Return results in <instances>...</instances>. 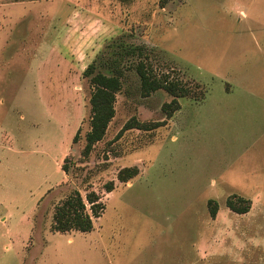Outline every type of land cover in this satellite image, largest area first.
Here are the masks:
<instances>
[{
  "label": "rangeland",
  "instance_id": "rangeland-1",
  "mask_svg": "<svg viewBox=\"0 0 264 264\" xmlns=\"http://www.w3.org/2000/svg\"><path fill=\"white\" fill-rule=\"evenodd\" d=\"M0 40V264H264V0H0ZM139 61L186 88L172 117ZM94 62L123 88L84 157ZM74 190L106 208L90 233L53 232Z\"/></svg>",
  "mask_w": 264,
  "mask_h": 264
},
{
  "label": "trees",
  "instance_id": "trees-1",
  "mask_svg": "<svg viewBox=\"0 0 264 264\" xmlns=\"http://www.w3.org/2000/svg\"><path fill=\"white\" fill-rule=\"evenodd\" d=\"M142 48L137 46L125 47L120 57L125 56H143ZM121 61V59H120ZM119 63V60H113L112 65ZM135 69L141 80V92L144 97H149L153 93L164 90L173 97L171 103L164 106V110L168 112V116L172 117L173 113L180 109L179 98L187 96L186 88L179 85L177 82L169 80V77L158 78L154 75L143 61H139L135 65ZM122 72L115 69V73L106 74L100 70L98 63L90 64L83 73V78L87 79L91 86L90 96V130L86 135V144L82 154L84 157L90 156L94 147L102 142L109 130L110 124L116 116V99L117 94L122 91ZM158 126H162L157 124ZM148 129L147 126H142L138 123L127 124L124 131L130 129ZM79 133L76 134L74 142H77ZM63 171L69 174V168L64 164ZM139 174L138 167L124 168L119 171L117 179L121 183H128L130 180L137 177ZM105 192L111 193L115 189V182L110 181L104 186ZM233 198H236L234 196ZM233 198L227 201V207L237 213L246 214L249 212V207H243L241 204L237 206L236 199ZM239 202H248L243 198H238ZM210 214L213 218L218 213V205L214 200L209 201ZM106 206L102 202L101 197L95 191H89L84 198L80 191L74 190L70 195L63 200L57 207L54 214V223L52 230L57 233H90L94 229V219H99ZM90 210V213L89 211Z\"/></svg>",
  "mask_w": 264,
  "mask_h": 264
},
{
  "label": "crops",
  "instance_id": "crops-1",
  "mask_svg": "<svg viewBox=\"0 0 264 264\" xmlns=\"http://www.w3.org/2000/svg\"><path fill=\"white\" fill-rule=\"evenodd\" d=\"M0 41H2V40H0Z\"/></svg>",
  "mask_w": 264,
  "mask_h": 264
}]
</instances>
